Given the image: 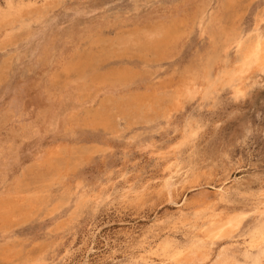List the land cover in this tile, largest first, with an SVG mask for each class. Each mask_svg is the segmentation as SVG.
Returning a JSON list of instances; mask_svg holds the SVG:
<instances>
[{
    "label": "rangeland",
    "instance_id": "obj_1",
    "mask_svg": "<svg viewBox=\"0 0 264 264\" xmlns=\"http://www.w3.org/2000/svg\"><path fill=\"white\" fill-rule=\"evenodd\" d=\"M7 1L0 0V161H4L0 164V195L31 186V193L26 194L31 203L28 218L0 225V264H187L159 254L158 247L165 241L176 248L194 242L207 253L204 261L188 264H217L221 256L223 261L230 256L227 264H251L255 255L264 260V243L259 249L254 247L264 233V215L257 212L264 198V71L233 75L239 51L231 44L220 61L210 66L209 87L202 94L183 97L177 105L130 103L125 116L117 115V108L111 106L113 130L102 125L81 124L73 131L50 126L38 137L33 133L27 137L28 131L42 125L45 112L40 110L33 120L25 121L27 115L13 117L5 104L11 90L34 72L24 55L26 39L20 36L25 27L37 25L27 15L21 23H4ZM206 1L204 18L219 8L221 25L234 23L242 39L254 32L264 34V0ZM200 3L54 0L42 8L49 9L43 20L45 30L56 32L58 41L91 18L105 20L99 37L110 44L112 57L103 68L126 70L129 75L127 83L115 88L113 98L118 100L142 94L189 64L197 80L201 79V57L210 44L209 35L200 34L196 20L189 33L184 26L186 36L176 43L179 46L171 58L137 45L124 48L120 38L126 32L164 23L163 18H155L161 13L181 27L190 23ZM83 46L84 42L80 49ZM228 77L232 79L227 81ZM236 87L243 89L238 95L233 92ZM82 91L81 95H89L83 104L73 94L65 98L69 114L82 119L88 110H100L110 103L109 92ZM51 150H68L82 158L40 182L38 176L45 174L40 156ZM169 168L194 178V184L178 188L172 201L157 196ZM196 200H206L217 214H240L239 225L229 235L207 236V227H215L218 221L193 219Z\"/></svg>",
    "mask_w": 264,
    "mask_h": 264
},
{
    "label": "bare ground",
    "instance_id": "obj_2",
    "mask_svg": "<svg viewBox=\"0 0 264 264\" xmlns=\"http://www.w3.org/2000/svg\"><path fill=\"white\" fill-rule=\"evenodd\" d=\"M53 1L54 0H42V4L38 5L36 0H29L28 2L23 0H18L16 2L8 0L2 19L6 24H11L13 21L15 22L17 20L21 23V19H23L24 16L26 18L27 15V18H30L37 25L35 28L30 26L25 27V30L22 32V34H24L20 36V40L26 39V51L24 55L29 58V65L33 66L34 72L30 75L28 74V79L24 77L26 80L19 83L17 82L18 84L14 87L13 91L11 90L12 95L10 99L8 98L9 100L5 98L8 100L5 104V108L13 113V117L18 118L27 115L28 117H26V119L24 118V120L31 121L35 118L38 111L43 110L45 112L42 125H38V128L33 130V132L28 131L27 137H31L29 134L32 133L37 136L41 131L46 132L50 126H54V129L62 126L65 127V129L73 131L74 126L81 124L91 127L102 125L105 129L113 130V115L108 111V108L111 106L117 108V115L125 116L126 107H129L130 103L161 102L164 104L166 102L170 105H177L182 102L181 99L183 97L192 98L196 93L202 94L201 90L209 87L208 75L210 66L220 61V58L223 57V54L231 44H235L237 51H239V62L234 66L233 75L249 72L250 70L264 71V34L260 35L254 32L248 38L242 39L234 23L231 22L230 24L224 25V27L221 25L220 17L218 18L220 15L219 8L217 10H212L208 16L204 18V13L209 2L201 0V3L197 6L198 9L194 14L190 15V23H183L180 27L177 21H168V19L165 18V14L161 13L155 15V18H163L164 23L151 24L143 29L138 28L126 32L120 37L124 48L129 45H137L142 48H149L153 53L155 50V54L160 56L163 55L165 58H171L174 56L172 50L175 49L176 51L179 46V44L177 45L176 43L186 36L184 35V26H187V33H189L194 20H196L200 34L206 33L209 35L210 44L208 52H206L205 56L201 57V79L199 81L197 80L198 75L196 76L197 73L195 74L193 72L192 66L189 64L186 65L178 75L175 76L174 74L164 82L162 81L156 85L152 84L148 86L142 94L127 96L117 100L113 98L116 93L115 88L127 83L129 81V75L126 70H117L110 67L103 68L105 63L112 57V49L109 47L110 44H106L105 40L99 37L102 31L101 28L105 26V20L102 18H91L89 21L85 22L83 26L78 25L75 29H72L64 39L58 41L56 32L48 33L45 30L47 26L43 21L49 10L47 9L45 11L43 8L50 7ZM221 5L223 4L221 3ZM79 10L77 9L76 11L85 14L83 10ZM176 14L172 15L176 16ZM20 28L21 27L18 29ZM120 32L122 33V31ZM4 34H6V32ZM6 42L7 41H5V44ZM82 42H84V46L83 49H80ZM196 67H198V65ZM231 79V77H228L227 81ZM90 88L94 91L109 92L110 103L108 106H104L105 108L100 110H88L89 112H86L82 119L69 114L64 107L65 98L73 94L74 99L79 101L80 104H83L86 102V97L89 95H81L80 92L82 90H89ZM242 90L241 87H236L233 92L235 95H238ZM5 99L4 101H6ZM1 110H4V108L2 107ZM14 120L13 118V121ZM190 136L192 137L193 133H190ZM141 149L143 150V148ZM78 157L80 159L82 155L77 154L76 156H72V152L68 150L67 152L51 150L49 153L43 154L40 158H42V162L45 164V170L43 172L45 174L38 176L39 181L44 182L46 177L50 175L56 177L57 174H61V169L64 168L67 170V168H70ZM3 162L4 161H0V164H3ZM193 179L194 178H187L178 174L177 168H169L166 174L163 175L157 196H164L172 201L174 200L173 195L177 190L186 185L189 186L188 184L193 182ZM30 187L31 186L21 189L18 187L12 188L11 190L8 189L4 192V195H0V225L9 226L15 223L19 217L26 218L28 216V204L30 205L31 202L26 194L31 193ZM197 200L199 199L197 198ZM205 202H203V200L197 201L192 207L193 219L203 217H208L212 221L217 219L218 223L215 227L212 225L213 227L210 229L207 227L208 230L206 229L207 236L213 239L231 234L239 225L242 216L234 213L217 214L215 213L214 207H210ZM193 203L192 201V204ZM258 203L260 206L257 207V212L264 215V198ZM180 220L182 223L186 221L185 218ZM263 243L264 233L260 237V240L255 242L254 247L259 249ZM198 247L199 246L194 242H191L184 246L182 245L181 248H176L165 241L158 249L159 254L163 257L175 262L188 264L202 262L207 257V253L198 249ZM224 255L227 254L224 253ZM218 256H216V258ZM221 258H217V264H227V259L231 261L230 256L224 259V261ZM251 264H264V260L255 255L251 258Z\"/></svg>",
    "mask_w": 264,
    "mask_h": 264
}]
</instances>
